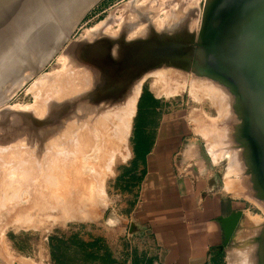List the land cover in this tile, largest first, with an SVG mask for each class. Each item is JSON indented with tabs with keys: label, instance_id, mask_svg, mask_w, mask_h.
<instances>
[{
	"label": "water",
	"instance_id": "obj_1",
	"mask_svg": "<svg viewBox=\"0 0 264 264\" xmlns=\"http://www.w3.org/2000/svg\"><path fill=\"white\" fill-rule=\"evenodd\" d=\"M7 1L0 0V11ZM97 1H86L63 33L55 34L46 62ZM198 1L123 2L117 6L122 18L110 14L94 33L74 38L60 53L61 93H42L34 110L0 109V145L22 148L28 171L35 173L28 190L42 185L50 160H69L64 151L74 153L78 164L69 174L85 181L92 163L99 162L101 117L112 119L118 110L130 109L141 78L162 71V77L185 81L188 71L226 96L225 124H219L224 149L238 160L244 194L264 209V0H204L195 36ZM40 4L26 14L28 24L51 14L32 15L42 10ZM27 202L22 193L19 204L0 212V238L12 209ZM253 227L249 264H264V222Z\"/></svg>",
	"mask_w": 264,
	"mask_h": 264
},
{
	"label": "rangeland",
	"instance_id": "obj_2",
	"mask_svg": "<svg viewBox=\"0 0 264 264\" xmlns=\"http://www.w3.org/2000/svg\"><path fill=\"white\" fill-rule=\"evenodd\" d=\"M125 1L127 0H98L78 21L68 39L46 62L45 54L49 51L53 36L59 32L63 33L68 22L67 12L69 11L67 7L63 11L60 10L61 12L56 11L53 6L58 1H54V4H48L49 1H47L49 6L46 4L47 8L44 9L53 12L54 14H51L54 17L48 15L49 13L46 17H52L47 19L43 16L47 22L44 21L46 22L43 23L44 26L42 25V28L40 26L38 28L40 31L33 37L34 39L32 38L31 46L34 53H28L32 59L35 57L36 61H39L35 63L36 65L34 64L35 66L27 65L30 66L29 69L17 71L18 76L26 79L14 84L11 93L2 90L3 95L7 96H4V100L0 102V109L34 110L39 102L37 97H34L35 93L38 92L36 96L41 94V90H38L40 82L47 85L43 87L46 93H61L58 91V86L56 87V82L60 77L62 80L63 76L64 60L60 53H65V47H71V41L74 38L94 33L96 24L110 14L122 18V9L117 6ZM145 1L148 0H135V4H142ZM63 2L60 0L58 3ZM203 8L204 0H199L195 36L200 29ZM53 24L56 25L54 30L49 28ZM30 29L32 31L35 27ZM40 38L44 41L45 51L38 55ZM39 63L41 65L38 66ZM33 68L36 69L35 74L32 73ZM54 77L59 78L55 81ZM160 77H162V71L139 80L130 106L131 112L124 146L119 150L121 155L120 152L119 155L115 154L112 158L114 160H109L112 163L109 162L111 166L108 167H103L100 162L92 164L93 178L92 174L91 177L88 175L86 182L78 183L71 175L66 182L62 181L68 176V169H73L71 161L77 162L75 154L64 151L69 160H50L45 169L42 185L28 190L26 186H32L35 182V173L27 171L29 166L25 168L14 166V163L20 160L18 154L23 149L0 145V195H2L0 196V212L8 205L19 204L22 193L28 195L27 206L13 208L11 215L3 224L0 238V264H151L152 257L146 252V244L142 236L137 233L138 230L133 225L131 229L128 226L144 171L141 160L135 158L133 150L138 132L141 130L145 134L151 132L153 125H156L163 116L191 119L194 126L188 136L196 138L195 149L202 154L205 163L213 169L220 184L225 185L228 191L237 196L239 202L244 203L243 208L238 211L231 237L225 245L222 264H229L231 252L239 257V263L249 264V240L255 232L253 226L264 222V209L256 201L250 200V194H244L240 186L238 160L234 153L226 152L224 149V135L219 124H225L226 96L211 81L193 76L188 71L185 81L172 76L161 79ZM49 78H53V81L51 79L49 81ZM35 100H37L36 104ZM144 106L156 109L153 114L154 120L139 129V117L141 108ZM6 157H8L7 161ZM68 161H70L69 164ZM228 166L232 167L228 168ZM102 167L104 172L101 171ZM8 170L13 172L8 173ZM228 170L229 173L226 172ZM99 171L103 174L101 175ZM29 174L32 175L31 178ZM100 175L103 176V179L101 178L103 181ZM94 176L102 182L97 183ZM56 177H59L57 181ZM23 178L24 182L25 178L31 181L19 183ZM69 178H71L70 181ZM228 184H231V187ZM91 189L92 192H90ZM89 192L92 196H89ZM88 196L91 199L88 200ZM5 197L8 201L3 200ZM34 197L35 199L38 197L37 200L32 199ZM23 208H25V214L22 212Z\"/></svg>",
	"mask_w": 264,
	"mask_h": 264
},
{
	"label": "crops",
	"instance_id": "obj_3",
	"mask_svg": "<svg viewBox=\"0 0 264 264\" xmlns=\"http://www.w3.org/2000/svg\"><path fill=\"white\" fill-rule=\"evenodd\" d=\"M190 120L163 116L146 133L149 146L128 226L138 230L155 264H222L244 206L195 149Z\"/></svg>",
	"mask_w": 264,
	"mask_h": 264
},
{
	"label": "bare ground",
	"instance_id": "obj_4",
	"mask_svg": "<svg viewBox=\"0 0 264 264\" xmlns=\"http://www.w3.org/2000/svg\"><path fill=\"white\" fill-rule=\"evenodd\" d=\"M39 1V2H38ZM46 3H45V2ZM47 1H49V0H8L4 5H3V7H2V9H1V11H0V102L2 101V99L4 100V98L7 96V95H3V89H4V92H5V90H7V91H10V93H11V91H12V88H13V85L14 84H17V82H20V81H22V80H25L26 78L25 77H21V76H18V74L19 73H17V71H19V72H21L22 71V69H29V67L27 66V65H31L32 66V64L34 65L35 63L37 64L38 63V61H36V58L34 57L33 59H32V56H29V54L28 53H34L33 52V50H32V46H31V41H33L32 40V38L35 36V35H37V33L40 31H38V28L40 27V28H42L44 25L42 24V23H44V22H42V20H41V23H40V21L38 20V21H36L34 24L32 23V22H29V24H28V20H26L25 18H26V14L29 12V10L31 9V12H32V8H34V7H36V6H38L40 3V6L39 7H41L42 8V10L46 7L47 8V6H46V4H47ZM52 1V4H54L53 2L54 1H58V2H60V0H50L49 2H51ZM75 1V2H74ZM86 1H88V0H64V2L63 3H56L55 2V6H53V7H55V9H56V11H59V12H61V11H63L64 9H66V7H67V9H69V11L67 12V16H68V20H70V19H73V17H74V14H76V12H77V14L78 13H80V12H82V8L84 7V5H85V3H86ZM49 4V3H48ZM47 4V5H48ZM60 4V5H59ZM49 6V5H48ZM52 5H50V7H51ZM42 10H40V11H38L37 13H31L32 15H35L36 17H38L39 16V14H40V12H42V13H44V12H47L46 10H48L49 11V9H44L43 11ZM61 10V11H60ZM52 11H54V10H52ZM50 12V11H49ZM50 13H53V12H50ZM54 14V13H53ZM50 15H52V14H50ZM56 15V14H55ZM53 16V15H52ZM52 16H48V17H52ZM57 16V15H56ZM55 16V17H56ZM48 17H46V15H45V18H47L48 19ZM54 17V16H53ZM60 17V16H59ZM35 17H33L32 19H34ZM41 18H43V16L41 17ZM44 18V20L47 22V20ZM65 18V17H64ZM20 19H22L21 20V22H20ZM23 19H25V20H23ZM51 19V18H50ZM67 19V18H66ZM52 20V19H51ZM63 21V20H62ZM67 21V20H66ZM65 21V22H66ZM19 22H20V24H19ZM45 22V23H46ZM61 22V21H60ZM44 23V24H45ZM31 24H33V26L35 27V29L34 30H32L31 31V29H30V26H31ZM43 25V26H42ZM54 25V24H53ZM67 26V25H66ZM196 28V27H195ZM58 29V28H57ZM39 35V34H38ZM46 35V34H45ZM44 36V35H43ZM54 37V36H53ZM34 39V38H33ZM41 39V38H40ZM40 41V43L38 44V55H40L41 53H43L45 50H44V47H43V45H44V41H42V39L41 40H39ZM38 43V42H37ZM48 47V46H47ZM36 53V52H35ZM35 55V54H34ZM30 57H31V59H30ZM30 64H29V63ZM34 62V63H33ZM35 64V65H36ZM34 65V66H35ZM39 65H41L40 63L38 64V66ZM37 66V68L39 69V67ZM31 70H33L32 71V73H35L36 72V69L34 70V68L33 69H31ZM30 71V70H29ZM39 71V70H38ZM26 72V71H25ZM31 72V71H30ZM27 73V72H26ZM31 74V73H30ZM21 75V74H20ZM26 75V74H25ZM28 75V74H27ZM159 75V74H158ZM24 76V75H23ZM16 77V78H15ZM20 77H21V79H20ZM63 77V76H62ZM167 77V76H166ZM57 78H59V77H54V79L53 80H57ZM61 78V77H60ZM59 78V80L57 81V82H60V81H62L61 79ZM157 78H159V77H157ZM162 77H160V79H161ZM51 78H49V81H51L50 80ZM52 80V81H53ZM155 80V79H154ZM159 80V79H158ZM157 80V81H158ZM48 81V80H47ZM56 82V83H57ZM156 82V81H155ZM41 84H40V89H38V90H41V94L40 95H38V96H36L37 95V93H35L36 95L34 96V97H37V100L39 101L40 100V97H41V95H42V90H43V93H46L45 91H44V88L43 87H45V86H47V85H45V84H43L42 82H40ZM51 84H52V82H50ZM164 83H167V82H164ZM21 84V83H20ZM55 84V83H54ZM155 84V83H154ZM156 85V84H155ZM166 85H168V84H166ZM36 86V85H35ZM58 86V88H59V90L58 91H60V92H62V83H57L56 84V87ZM154 86V85H153ZM163 86V85H162ZM162 86H160V87H162ZM37 87V86H36ZM155 87V86H154ZM35 88V87H34ZM48 89V88H47ZM163 88H161V90H162ZM165 89V88H164ZM167 89V88H166ZM210 90H211V88H210ZM58 91H56V92H58ZM217 91V90H216ZM14 92V91H13ZM46 94H48V93H46ZM5 96V97H4ZM37 100H35V104H36V101ZM38 103V102H37ZM1 104V103H0ZM37 106V105H36ZM35 106V107H36ZM133 109V108H132ZM131 110V108L130 109H122V110H118L117 112H116V114L113 116V118L112 119H110V118H105V117H101V125H102V148H101V152H100V157H99V162L103 165V167L105 166H109L110 164H109V160H114V159H112V158H114L115 157V154L116 155H119V150L120 149H122V147L124 146V138H125V134H126V130H127V127H128V119H129V114H130V111ZM5 150V149H4ZM4 152V151H3ZM5 153H6V151H5ZM74 154V153H73ZM18 155H20V160H18L17 162H12V163H14L15 165V167H17V166H19V167H21V168H25V167H27V166H29V161L27 160V158L25 157V155H24V153H23V150H21V152H20V154H18ZM120 155H121V152H120ZM7 156H9V154L7 155ZM220 156V155H219ZM2 157V156H1ZM7 159H6V161L8 160V157H6ZM2 160V159H1ZM3 160H5L4 158H3ZM231 160V159H230ZM69 162L70 161H68V164H69ZM71 162H73L72 163V166L71 167H73V169H77V167H78V164H77V162L76 161H71ZM98 162V163H99ZM9 163H11V160L9 159ZM110 163H112V162H110ZM232 163V162H231ZM1 164V163H0ZM93 165H95V163H92ZM233 164V163H232ZM231 164V165H232ZM75 165V166H74ZM97 165V164H96ZM102 165H99V166H102ZM98 166V165H97ZM96 166V167H97ZM111 166V165H110ZM233 166V165H232ZM231 166V167H232ZM1 167V166H0ZM14 167V168H15ZM101 168V169H99V170H101V171H103V169L104 168ZM230 166H228V168H229ZM230 167V168H231ZM13 168V167H12ZM100 168V167H99ZM16 169V168H15ZM106 169H108V168H106ZM233 169V168H232ZM12 171V170H11ZM15 171V170H14ZM24 171V170H23ZM26 171V170H25ZM28 171V170H27ZM101 171H99V173L101 172ZM105 171V170H104ZM103 171V172H104ZM10 172V170H8V173ZM13 172V171H12ZM12 172H10V173H12ZM103 172L102 173H100L101 175L103 174ZM226 172H230L229 170L228 171H226ZM23 173V172H22ZM25 173H27V172H25ZM94 173H95V171H94ZM98 173V174H99ZM24 174V173H23ZM91 174H92V178H93V170L91 169V172H90V177H91ZM2 175V174H1ZM6 175V174H5ZM30 175V174H29ZM95 175H97V173H95ZM101 175L99 176L100 177V179L103 177H101ZM228 175V174H227ZM31 176L32 175H30V177L29 178H31ZM55 176H56V174H55ZM70 176V174H69V172H68V176H66V178L64 179V180H62V181H64V182H66V180L68 179V177ZM225 176V175H224ZM1 177V176H0ZM20 177V176H19ZM22 177V176H21ZM53 177V176H52ZM95 178H96V176H94ZM98 177V178H99ZM27 179V178H25V180L27 181V183L28 182H30L31 181V179ZM57 179H56V181L58 180V178L59 177H56ZM72 178V177H71ZM71 178H69V181L71 180ZM2 179V178H1ZM51 179V178H50ZM73 179V178H72ZM103 179V178H102ZM101 179V180H102ZM6 180V179H5ZM53 180V179H52ZM85 180H87V178L85 179ZM96 180H97V178H96ZM99 181V180H97V183H101L102 181ZM8 181V180H7ZM16 181H18V180H16ZM22 182H19V183H25L24 182V178L21 180ZM60 181V180H59ZM74 181H76V180H74ZM74 181H72V182H74ZM91 181H92V179H91ZM99 181V182H98ZM227 181V180H226ZM13 182H15V181H13ZM50 182V181H49ZM55 182V181H54ZM68 182V181H67ZM72 182H70V183H72ZM78 183H79V181H77ZM77 182H75V183H77ZM84 181H82V183H83ZM86 182V181H85ZM89 182H90V180H89ZM5 183H6V181H5ZM8 183H10V182H8ZM12 183V182H11ZM18 183V182H17ZM88 183V182H87ZM91 183V182H90ZM92 183H94L93 181H92ZM20 185V184H19ZM228 185H230V187H231V184H228ZM9 186V185H8ZM7 186V187H8ZM10 187V186H9ZM13 188V187H12ZM227 188H229V187H227ZM6 189H8V188H6ZM18 190H20L19 188H18ZM18 190H16L17 192H18ZM90 192H92V189L90 190ZM89 192V196L91 195V193ZM12 193H14V192H12ZM11 193V194H12ZM39 194V193H38ZM12 195H14V194H12ZM0 196H2V195H0ZM11 196V195H10ZM87 197V199L89 200V199H91V197ZM92 196V195H91ZM4 197V196H3ZM14 197V196H13ZM61 197H63V196H61ZM10 197L8 196V199H9ZM38 198V197H37ZM37 198L35 199V197L34 198H32V199H35V200H37ZM5 199H6V197L3 199L4 201H5ZM8 199H6L7 201H8ZM2 200V198H1V201H3ZM66 204V203H65ZM1 205V204H0ZM66 205H68V204H66ZM72 205V204H71ZM2 207V206H1ZM27 209V208H26ZM23 210V211H22ZM22 210H20V211H22L23 213H24V211H25V208H23ZM27 211V210H26ZM13 212H15V210H13ZM263 212V211H262ZM27 213V212H26ZM25 214V213H24ZM249 218V217H248ZM253 218V217H252ZM250 219V218H249ZM246 220V219H245ZM256 221H258V220H256ZM251 225V224H250ZM247 233V232H246ZM251 234V233H250ZM250 236V235H249ZM246 237V236H245ZM247 243V242H246ZM248 245V244H247ZM246 245V246H247ZM245 248V247H244ZM236 249V248H235ZM243 249V248H242ZM240 250V249H239ZM245 250V249H244ZM239 253H241V250H240V252ZM231 255V257L229 258V264H242V263H239L240 262V259H239V257H237V255L236 254H234L233 255V253L231 252L230 253Z\"/></svg>",
	"mask_w": 264,
	"mask_h": 264
},
{
	"label": "trees",
	"instance_id": "obj_5",
	"mask_svg": "<svg viewBox=\"0 0 264 264\" xmlns=\"http://www.w3.org/2000/svg\"><path fill=\"white\" fill-rule=\"evenodd\" d=\"M155 108L150 106H144L141 108V114L139 117V129L145 127L146 124L153 122V114L155 113ZM149 146V137L145 134L144 131H139L137 137L134 141V152L135 158L141 160L143 163L144 156L148 151Z\"/></svg>",
	"mask_w": 264,
	"mask_h": 264
}]
</instances>
